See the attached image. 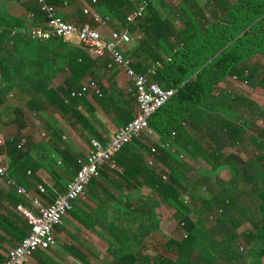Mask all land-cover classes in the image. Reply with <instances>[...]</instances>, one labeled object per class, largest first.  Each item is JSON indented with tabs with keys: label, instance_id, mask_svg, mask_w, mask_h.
I'll return each instance as SVG.
<instances>
[{
	"label": "trees",
	"instance_id": "1",
	"mask_svg": "<svg viewBox=\"0 0 264 264\" xmlns=\"http://www.w3.org/2000/svg\"><path fill=\"white\" fill-rule=\"evenodd\" d=\"M48 1L52 3V0ZM206 1L204 7L193 3L190 8L191 12L195 8L203 21L206 9L212 20L220 21L236 4L240 7L235 14L237 18H228L220 29L210 28L207 34L204 31L199 34L194 27L189 34H184L171 19L162 18L152 6L154 1L147 7L145 21L141 23L139 19L131 23L127 17L136 5L130 0H97L96 4L90 0L107 15L119 19L131 33L137 27L144 29L145 36L134 46L135 49L125 46V52H131L133 48L137 57L131 67L137 73H147L146 56L154 62L159 61L151 78L165 89L177 87L178 92L168 103L175 100L177 105L188 109L187 116L173 130L175 134H168L173 151L171 146H166L169 142L166 136V143L155 146L156 152L153 153L147 138L141 134L118 152L116 162L121 171L112 169L126 186L150 190L145 196L147 208H141L142 213L148 215V232L159 229L161 205L167 206L171 220L164 250L172 255L158 252L151 256L143 252L141 242L140 250L128 243L129 235L140 232L145 226L142 221L138 227L123 225L120 233H115L118 243L109 244L114 256L111 264H264V124L259 123L264 118V5L255 9L251 3V8H242L244 0L236 4H231L230 0ZM32 8L36 17L43 19V12L36 3ZM189 20H185V24H189ZM236 23L240 24L242 33L232 30ZM12 28L7 25L0 30V106L4 109L1 114H5L7 94L17 91L24 98L27 111L40 113L52 107L68 115L69 127L74 131L84 128L91 134L95 132L90 117L83 113L81 106L91 112L99 108L114 120L119 119L121 125L133 119L137 110L134 98L110 104L99 84V80L111 70L108 56L94 57L82 44L74 41L35 40L24 32L11 36ZM185 42L193 45L187 65L198 70L195 75L190 74L185 64L164 57L165 53L173 54L176 45L183 48ZM59 62L61 66L57 69L64 78L56 84L54 68ZM227 77L246 84L252 93L246 96L225 89L223 85ZM87 80H96L102 95L92 94V99L71 97L70 92ZM230 111L236 112L237 116L227 115L226 112ZM6 147L12 159V175L17 181L25 186L39 182L40 164H28L23 158L26 152L20 151L23 148H18L17 139H6ZM181 151L202 160L210 167V172L206 174L197 170L195 181L187 177L192 168L182 160ZM4 152L5 142L0 145L1 158ZM60 152L67 168L78 172L80 158L68 149ZM161 162L168 168V174L160 168ZM224 165L233 171L229 180L216 174ZM44 186L55 199L54 187ZM200 188L207 191L204 197L195 193ZM184 193L192 200L202 202L196 211L190 201L183 198ZM4 196L13 208L4 206ZM19 204L25 206L26 202L13 191L0 188V262L8 255V246L15 247L31 229L28 218L18 209ZM67 249L87 263L79 250L73 246ZM48 252L37 250L33 257L42 264H54Z\"/></svg>",
	"mask_w": 264,
	"mask_h": 264
},
{
	"label": "crops",
	"instance_id": "2",
	"mask_svg": "<svg viewBox=\"0 0 264 264\" xmlns=\"http://www.w3.org/2000/svg\"><path fill=\"white\" fill-rule=\"evenodd\" d=\"M130 1L134 3V0ZM164 1L165 0H155L152 6L159 14H161L162 18L171 19L176 25V28L180 31L181 28L177 19L180 14L169 13L168 10L165 9L166 4ZM34 3H36V0H1L0 30L9 25L13 27L11 36H14L19 32L27 33L31 27L36 25H43L45 22V15L42 13L44 16L41 20L36 17L35 10L32 8ZM52 3L57 7L59 15L67 21L73 23L80 24L86 20L93 21L92 18L88 16L89 14L83 13L86 7H89L92 10L100 11L105 19L108 18V21L105 22V25L97 24L94 21L93 23L97 25L105 37H109L112 30L123 27L121 22H119V19L107 15L103 9L94 6L90 0H52ZM198 4L201 8L203 3L199 1ZM134 5L137 6L138 4L135 3ZM192 12L195 15V23H198L201 18L195 8ZM204 15L209 16V12H205ZM147 17L148 12L146 11V14L139 22L142 23ZM206 29L202 27L198 30V33L201 34L203 31L206 32ZM130 34L132 37L131 42L123 45L122 49L125 56L130 60L131 65L137 61L135 52H133L135 49L134 46L138 44V41L143 39L145 32L143 28L137 27L136 30L132 33L130 32ZM174 40L175 39L173 38V41ZM125 46L133 47L134 49L131 48V52H125ZM152 47L155 48L154 43L152 44ZM179 48L181 47L176 45L174 52L178 51ZM159 51L161 54V49H159ZM164 57L169 60L166 53L164 54ZM144 62L148 66V72L144 74H150L151 76L159 66V61L154 62L151 58L149 59L146 56ZM114 71L115 78L118 82H126L125 73L127 72L125 69L113 67L108 73L112 74ZM251 93L252 89L248 87L245 95L249 96ZM130 97L132 96L130 95ZM86 98L92 99V96L89 95L86 96ZM3 110L2 106H0V122L5 121V152L2 156L5 163L8 164L10 168L12 159L7 154L6 139L16 138L17 146L19 140L25 139L26 141L23 147L26 153L23 158L28 161V164H40L37 174L39 182L36 184H29L25 186L19 183L12 175L11 168L10 175L18 184H21L31 190L34 196L41 195L47 202H52L54 195L48 192L46 188L44 193H40V185L44 186L47 184L48 186L54 187V194L58 196L65 193L68 183L76 174L73 169L67 168V162L60 150L68 149L76 155V157L83 158L89 152L91 140L93 138H96L101 142H108L115 131L119 127L123 126L119 125L115 127V124L112 123L114 118L111 115H106L99 108H97L95 112H91L90 109L81 106L83 113H85L87 117H90L95 132L94 134H91L84 128L74 131L69 127L68 115L55 111L52 107L48 109L51 110L49 111V115L47 110L40 113L35 112L36 115H33L31 111H27L24 104V98L17 91L7 94L5 99L4 115L1 114V111ZM16 111L18 115H16ZM31 118H34L33 121L30 120ZM36 118L38 120H36ZM47 121L52 125V130L43 133L48 135L50 140H37L33 133V128L35 127L34 124L36 123L37 127H43L46 124L47 127V125H49ZM50 154L59 159L58 163L60 162L59 165H62L61 167L57 166L54 163V159H51L50 156H48ZM117 169L121 171L119 166ZM225 171L230 173V177L228 178L230 179L233 171L228 165L220 167L216 174L222 179H225L221 173ZM0 188H4V190L8 192L13 191L19 198H22L26 202L25 206L23 204H19L18 206L21 205L25 209L36 211L32 202L20 195L16 188L8 185L6 179H3L2 177H0ZM149 192L150 190L148 188L140 186L128 187L123 184L115 171L112 169L104 170L100 176L96 178L94 183H89L85 193L73 203V207L65 216L63 224L56 227L55 234L58 239V245L50 248V251L48 252L52 262L54 264H71L72 261L76 264H109L106 261L108 260L111 264L114 256L109 249V244L118 243L115 233H120V228H122L123 225L128 224L138 227L142 225V221H145V226L140 232L130 234L128 243L133 244L132 247L134 249L140 250L141 245L139 242H141L144 247L143 252L149 253L151 256L158 252L163 255H172L168 251L164 250V244L166 243L170 233L169 220L166 222L163 212L164 209L167 208L165 204L161 205L160 208L162 221L159 229L148 232L146 228L149 222L148 215L142 213L141 208L143 206L147 208V197L145 196ZM3 204L4 206L6 205L13 208L11 203L5 199V196ZM115 228H118L119 230L115 231ZM68 246H73L79 250V252H81V254L86 258L87 263L73 255L70 250L67 249ZM11 248L13 247L8 246L9 250ZM32 259V264H42L37 261L36 257H33ZM29 262L25 264H31V262Z\"/></svg>",
	"mask_w": 264,
	"mask_h": 264
},
{
	"label": "built area",
	"instance_id": "3",
	"mask_svg": "<svg viewBox=\"0 0 264 264\" xmlns=\"http://www.w3.org/2000/svg\"><path fill=\"white\" fill-rule=\"evenodd\" d=\"M152 1L155 0H141L127 17L128 22L135 23L144 17ZM92 3L96 4L97 0H92ZM36 4L45 15V22L43 25L31 27L27 32L28 35L32 39L41 41L51 39L74 41L82 44L94 57L108 56L111 59L108 64L109 69L123 68L132 78L130 94L136 102L137 110L133 119L119 127L108 142L103 143L96 138L91 140L90 150L85 157L79 159L80 169L68 183L65 193L58 195L52 202H47L41 195L34 196L31 190L18 184L11 177L8 164L0 157V177L6 179L8 185L14 186L20 195L30 200L36 209L34 211L18 206L28 218L31 229L25 238L9 250L0 264H25L33 258L37 250L56 247L58 245L56 227L63 224L73 203L85 193L90 181L100 176L104 170L118 168L116 162L118 152L135 138H139L149 128L152 117L178 92L177 87L165 89L154 81L150 74L134 71L122 49L123 45L130 43L132 39L128 27L114 29L109 37H105L95 23L105 25L108 18L105 19L98 10L86 7L84 13L89 14L95 23L86 20L79 24L64 19L59 15L57 7L48 0H36ZM92 94L102 95L96 80H88L81 87L70 92L71 97H86ZM66 102H69V99H66ZM32 114L36 115L35 112ZM259 123L262 125L264 121L261 119ZM172 134L174 135L175 131ZM4 142V139L0 138V144ZM25 142V139L19 140L18 148H23ZM166 146H171V143L168 142ZM151 150L155 153L156 147L152 146ZM150 163L152 164L153 160ZM39 191L44 193L45 187L40 185Z\"/></svg>",
	"mask_w": 264,
	"mask_h": 264
},
{
	"label": "rangeland",
	"instance_id": "4",
	"mask_svg": "<svg viewBox=\"0 0 264 264\" xmlns=\"http://www.w3.org/2000/svg\"><path fill=\"white\" fill-rule=\"evenodd\" d=\"M199 1L202 2V7H204V5L206 4V0H165V4L166 7L165 9L168 10L169 13H174V14H180V16H178V21H179V26H180V31L183 32L184 34H189L190 30H193V27L196 28L197 30H199L200 28H204L206 29V26L208 29H206V34L208 31H210L212 28L213 30H218L220 29L221 24H226L225 21L228 18H233L234 16L236 17V13L237 10L240 8L239 6H237V2H242V0H230V3H235L236 5L234 6V8L232 10H230L229 12H227V14H225L223 17H221V20L218 21L217 20H212L211 18V14H209V16H205V21H203L202 19H199V22L195 23V15H192V12L190 11L191 7L193 6V3H196L195 5L199 6ZM245 1V0H244ZM242 2L241 4H243L242 8H247V7H252L249 6V3H251L250 5L256 6L255 9H260L261 7H263L264 5V0H248L249 2L246 3ZM140 0H134V4H139ZM164 4V5H165ZM212 8L215 7V5L212 3ZM209 12V10H207ZM205 11V12H207ZM204 12V11H203ZM204 12V13H205ZM255 12V11H253ZM263 13V12H262ZM206 15V14H205ZM190 16V17H189ZM237 18V17H236ZM190 19V20H189ZM185 20H189V24H185ZM218 21V22H217ZM202 23V24H201ZM233 31L236 32H243V29L240 28V24H235V26L232 29ZM191 42H188L184 44V47L179 49L176 52H172L177 53L176 55L173 54H167V58L169 59V61H175V62H179L180 64L183 63L185 64L187 67H189V65H187V63L189 64V58H190V52L192 50V46L190 45ZM167 60V59H166ZM61 66V62H59L58 64H56V68L55 69V83L57 84L58 82H60L62 80V78L64 77V75L62 74V72L60 71V69H57V67ZM190 69V74L191 75H195L196 72H198V70H194L193 68L189 67ZM115 71L112 72V74H109L107 72V74L105 75V77H103L102 79L99 80V84H101V86H103L104 88V92L106 95V101H108L110 104L114 102H118V103H122L127 101L130 98V89L132 88V78L129 77L127 75V73H125L126 75V82L121 83L118 82V80L115 78L114 75ZM228 79H226L224 81L223 86H225V89H230L232 91H237L238 94L242 93L245 94L246 90H247V85L239 82L238 80H236L233 77H227ZM219 88H217L216 90V94H218ZM217 100V99H215ZM124 104V103H123ZM49 109V108H48ZM47 109V113L49 115V111ZM218 111V108L216 109ZM220 111H222V109H219ZM100 112V110H99ZM188 114V109L182 105H177L175 103V100H173L172 102L168 103L161 111H159L153 118L151 121V124L149 126V128L142 133L143 136L145 135L144 138H147L148 143H150L151 146H157L158 144H162V143H166L164 140L167 136V138H169L168 134L173 130H176V126L178 125V123H180L184 117H186ZM227 115L231 116L232 118H235L237 116L236 112H226ZM38 118V117H37ZM36 118V120H38ZM34 118H31L30 120L33 121ZM53 120H55L54 118H52ZM264 121V118H263ZM48 123V121H47ZM112 123L115 124V127L121 125V123L118 120H112ZM49 125L46 124L43 127H37L36 123L34 124L35 127L33 128V133H34V137H36L37 140H46L49 141L50 138L48 137V135H43V132H48L52 130V125L50 123H48ZM170 133V134H171ZM0 138L5 140V121H1L0 122ZM142 136V137H143ZM13 137V136H12ZM146 140V139H145ZM168 142V141H167ZM169 142H172V140L169 138ZM68 144V142H67ZM16 145V144H15ZM13 145V147L15 146ZM172 151L174 150V146H171ZM25 149H21L20 151H24ZM181 153L184 155V158L182 160H184V162H186L187 164H189L191 166V171L189 172V174H187V177L189 178H193V180L195 181L197 176H198V171L197 170H201L202 172H205L206 174H208V172H210V167L206 164L203 163L200 159H195V158H191L190 156H188L185 152L181 151ZM50 156L51 159H54V163L61 167L62 165H59L58 163V158H55L54 155H48ZM160 168H163L164 173L168 174V168L165 167L164 165L162 166V162L160 163ZM223 177L225 179H228L230 177V173L228 172H221ZM229 180V179H228ZM197 196L200 197H204L207 194V191L203 190V189H198L197 191H195ZM183 198L187 201H190V203L192 204V206L195 208L194 210L196 211L202 204V202H200L199 199H195L192 200V198L187 194L184 193L183 194ZM198 207V208H196ZM164 216L166 219V222H168L167 220H171V216L169 213V209L165 208L164 209ZM176 220V219H175ZM177 222V220H176ZM170 234V233H169ZM50 251V249L48 250ZM33 259L30 260L31 264L33 263L32 261ZM107 263L110 264V262L108 260H106ZM29 262V263H30ZM71 264H76L74 261L71 262Z\"/></svg>",
	"mask_w": 264,
	"mask_h": 264
}]
</instances>
